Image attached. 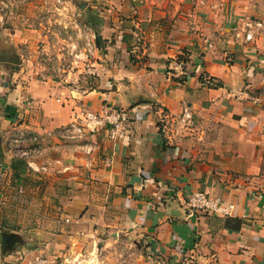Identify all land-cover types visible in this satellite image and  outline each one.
<instances>
[{
	"label": "crops",
	"instance_id": "obj_1",
	"mask_svg": "<svg viewBox=\"0 0 264 264\" xmlns=\"http://www.w3.org/2000/svg\"><path fill=\"white\" fill-rule=\"evenodd\" d=\"M15 2L0 31V264L55 261L123 232L157 264H264V37L242 34L248 18L264 24V2L86 0L100 73L82 92L21 66L30 33ZM181 52L182 80L167 67ZM110 103L124 137L58 132ZM195 191L231 214L190 211Z\"/></svg>",
	"mask_w": 264,
	"mask_h": 264
},
{
	"label": "rangeland",
	"instance_id": "obj_2",
	"mask_svg": "<svg viewBox=\"0 0 264 264\" xmlns=\"http://www.w3.org/2000/svg\"><path fill=\"white\" fill-rule=\"evenodd\" d=\"M260 2L264 0H255L254 4ZM6 3L8 0H0V31L9 22ZM15 4L24 17L20 34L30 33L23 35L25 39L15 48L25 71L37 78L73 86L80 92L92 86L100 73V50L96 27L88 24L87 9L80 8L86 0H16ZM89 239L94 242L76 244L66 255L54 258L53 264H157L150 248L137 235L105 233Z\"/></svg>",
	"mask_w": 264,
	"mask_h": 264
},
{
	"label": "built area",
	"instance_id": "obj_3",
	"mask_svg": "<svg viewBox=\"0 0 264 264\" xmlns=\"http://www.w3.org/2000/svg\"><path fill=\"white\" fill-rule=\"evenodd\" d=\"M260 29L259 36L264 37V24L262 20L248 18L242 23V34L246 41L254 40V30ZM206 42V47L211 48L212 43ZM186 57L183 52L178 53L173 61L169 62L167 67L171 76H181V80L186 78L188 71L186 67ZM209 82V79H206ZM184 118L191 119V112L187 108L183 112ZM103 127H107L110 138L117 139L124 137L127 129V123L121 108L113 104H105L101 110L84 111L83 116L73 118L61 129V133L70 138H82L86 133H94ZM186 204L190 211L204 212L214 215L231 214L234 204L231 202L222 203L217 197H213L203 191H195L188 195ZM53 259L37 258L33 264H53Z\"/></svg>",
	"mask_w": 264,
	"mask_h": 264
}]
</instances>
